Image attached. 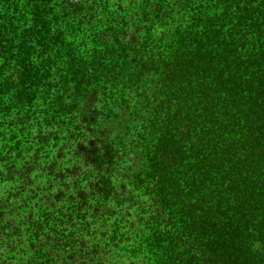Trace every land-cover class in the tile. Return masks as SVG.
I'll return each instance as SVG.
<instances>
[{
  "label": "trees",
  "instance_id": "trees-1",
  "mask_svg": "<svg viewBox=\"0 0 264 264\" xmlns=\"http://www.w3.org/2000/svg\"><path fill=\"white\" fill-rule=\"evenodd\" d=\"M3 136L0 264H264V0H0Z\"/></svg>",
  "mask_w": 264,
  "mask_h": 264
},
{
  "label": "rangeland",
  "instance_id": "rangeland-1",
  "mask_svg": "<svg viewBox=\"0 0 264 264\" xmlns=\"http://www.w3.org/2000/svg\"><path fill=\"white\" fill-rule=\"evenodd\" d=\"M26 110L27 113L31 116L30 118L28 117V119L23 122V127L27 128L25 133H28L27 135L23 136V138H27V139H30L31 137L29 135L32 136V133H34L35 129L37 128V123H36V120H37V115H38V110H40V105H39V102H37L32 108H27L26 106ZM33 111V112H31ZM35 112V113H34ZM27 136V137H26ZM5 136L1 137L0 138V146L2 145L1 143L3 142V140H5ZM15 140H13L11 142V146L14 145L15 143H13ZM1 148V147H0ZM55 153H53L54 155Z\"/></svg>",
  "mask_w": 264,
  "mask_h": 264
}]
</instances>
